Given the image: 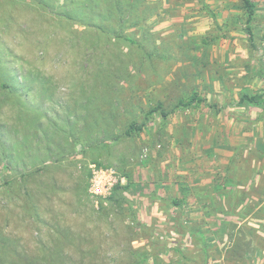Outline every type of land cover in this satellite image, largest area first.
Wrapping results in <instances>:
<instances>
[{
    "label": "rangeland",
    "instance_id": "obj_1",
    "mask_svg": "<svg viewBox=\"0 0 264 264\" xmlns=\"http://www.w3.org/2000/svg\"><path fill=\"white\" fill-rule=\"evenodd\" d=\"M252 1L250 40L239 0H121V20L102 4L107 31L0 0V79L18 90L0 93V264H264Z\"/></svg>",
    "mask_w": 264,
    "mask_h": 264
},
{
    "label": "trees",
    "instance_id": "obj_2",
    "mask_svg": "<svg viewBox=\"0 0 264 264\" xmlns=\"http://www.w3.org/2000/svg\"><path fill=\"white\" fill-rule=\"evenodd\" d=\"M19 1L22 2L23 4H25L27 2L28 4L34 5V7L36 9L43 11L45 14L51 15V17L57 18V20H64L66 22H75L77 20H82L77 15L73 14L74 10L82 9V12H86V15L83 16V17H85L83 19L84 21L82 20L84 22L83 26L101 29L103 31H107L106 25L105 24L98 25L94 21V18L96 16H98L96 13V9H98L100 11L102 4L105 5V10L109 13V15L112 13H116V14H118L120 20H121V17H123L124 14L126 15L128 12L127 10L123 9L122 4L120 3L121 0H113L114 2L111 5H109L108 0L107 1H105V0H102V1H100V0H98V1H96V0H73V1L63 0V2L61 4L60 3L57 4L56 0H19ZM239 1L241 3L242 9L246 15V19L244 22L245 29L247 31L249 39L252 40L253 33H252L251 23H252L254 16H255V4L252 0H239ZM132 2H134V1H132ZM201 4L206 6L204 4V1H201ZM69 9H71L73 13L69 12ZM115 38L132 42L131 39H126L125 37H123V35H121L120 32H116ZM257 70L260 72V76L264 79V69L257 67ZM17 91L18 90H16L14 88V86L11 84V81L0 79V93L1 94L7 96L8 98L9 97L11 98L13 96H18ZM194 100H196L195 96H193L189 102H192ZM261 100H262V96H259V95H246V94H244L240 97L241 103L248 102L251 104H259V102H261ZM198 101L200 102V100H198ZM160 107H161V105H158L157 109ZM157 109L151 110V112L149 114L151 115V114L155 113L157 111ZM142 130H143V123L137 124V123L133 122L129 125V127L125 131L124 135L126 137H131L132 134H138V133L142 132ZM2 158H4L3 163H2L3 166L6 167L8 170H13L14 164L8 159V157L5 155H2ZM130 184L131 183L129 181L128 185H126V186H117L115 188L114 192H116L118 190H128L130 187ZM173 203L177 206L179 205V203L176 201H173ZM130 212H131L130 215H131L132 222H136L135 212L132 211V209ZM139 262L140 263L145 262V255H144V257H142V259L139 260Z\"/></svg>",
    "mask_w": 264,
    "mask_h": 264
}]
</instances>
